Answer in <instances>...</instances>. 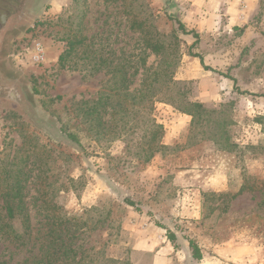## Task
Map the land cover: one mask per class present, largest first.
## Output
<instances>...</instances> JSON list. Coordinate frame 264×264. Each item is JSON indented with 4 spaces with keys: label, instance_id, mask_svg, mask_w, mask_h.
Listing matches in <instances>:
<instances>
[{
    "label": "rangeland",
    "instance_id": "374dc122",
    "mask_svg": "<svg viewBox=\"0 0 264 264\" xmlns=\"http://www.w3.org/2000/svg\"><path fill=\"white\" fill-rule=\"evenodd\" d=\"M248 2L237 25L228 23L222 0L196 6L191 26L202 21L192 29L199 40L193 47L191 35L176 32L164 0L49 2L11 49V74L30 91L23 97L33 113L0 108V219L1 193L15 192L17 183L32 225L24 247L0 236V254L10 264L41 257L51 238L72 249L106 247L131 264H264V97L254 96L264 94V0ZM142 22L162 36V55L146 57L135 29ZM34 42L44 47L43 65L29 61ZM143 58L146 68L171 66L189 101L221 111L228 140L217 116L207 125L188 116L182 127L177 120L184 114L169 104L156 102L149 113L132 106L126 94L141 89ZM113 68L127 79L116 76L118 90ZM134 69L139 73L129 77ZM232 79L246 94L234 91ZM93 106L98 116L87 115ZM152 121L163 137L174 123L180 132L172 146L161 140L164 149L145 162ZM242 187L250 190L233 197ZM159 226L176 233V248ZM13 228L21 233L19 222ZM188 240L200 248L199 262L190 259Z\"/></svg>",
    "mask_w": 264,
    "mask_h": 264
},
{
    "label": "trees",
    "instance_id": "16d2710c",
    "mask_svg": "<svg viewBox=\"0 0 264 264\" xmlns=\"http://www.w3.org/2000/svg\"><path fill=\"white\" fill-rule=\"evenodd\" d=\"M165 5V13L169 15V20L173 22V25L176 27V32H180L183 35H191L195 40L191 47L196 46L198 43V34L195 31L187 30L185 26L182 24L181 16H178V13L181 15V10L178 8L177 4L173 2V0H164ZM175 11V15L172 14ZM135 29L140 31V37L143 41V47L144 51H148L146 57H149L150 55L159 56L162 55L163 52L166 51V46L161 41L162 36L154 30V25H145L144 22L135 24ZM148 27V28H146ZM150 28L152 30V33L150 31ZM233 30H238L237 27H233ZM64 54H68V52H64ZM170 56V55H168ZM195 58L199 59L200 64L206 68L203 64V60L200 56L191 55ZM145 57V58H146ZM143 58L142 60V69H143V82L141 89L139 91L133 90L131 94H128L127 96H130L129 102H131V105H138L139 109L144 110L145 113H149L153 111L154 104L156 102H162L165 104H169L172 107H174L177 111H179L181 114L187 115L192 118V124L198 123L201 120L205 122V125L210 124L211 118L207 119L209 116L214 115L217 116V119L214 120V117L212 119L214 120L217 128L219 130H222L221 137L224 138V140H228V135L226 132H224V128L226 127V122L221 117L222 112L216 111V110H209L205 108L201 103L197 102H191L187 98V94L184 89L177 87L176 83L173 81L172 73L173 70L171 69V66H164V67H158V68H152V67H145L146 65V59ZM61 60H63V56L61 55L59 57V62L61 65ZM163 65V64H162ZM161 65V66H162ZM122 68H113L110 70L111 80L113 81V85H115V89H119V82L115 81L114 79L118 75H124L123 76V82H125L127 79L125 78V74L121 73ZM133 69V68H132ZM138 69H134L133 72L129 77H134L136 74H138ZM228 77V76H226ZM126 79V80H125ZM233 80V87L234 91H236L238 94L244 95L246 92H240L239 88L236 86V81ZM126 83V82H125ZM129 83L127 82V85ZM126 91H128V86L123 87ZM255 97H264V94H258L254 95ZM90 101H86V104H89ZM100 111L96 107H92L89 109V112L87 115L93 116L100 114ZM134 114V113H132ZM206 117V118H203ZM99 124H101V119L99 121ZM228 125V123H227ZM147 136V143L148 146L147 155L144 156V161L147 162L152 157L155 149H164V146L161 144V140L163 138V128L160 125L155 124L153 121L150 123V127L148 128V131L145 132ZM66 137L68 141L74 145L75 147H78L79 149L82 148L81 143L79 142L78 137L75 134L68 133L66 134ZM157 141V148L150 147V143ZM150 144V145H149ZM233 147L235 146L234 144ZM229 146V144H228ZM236 147V146H235ZM222 150H225L224 148ZM16 189L15 192H2L1 198L3 202V210H4V216L2 219H0V236L5 238L6 241L9 243H16L18 246H26L25 240H28L31 238V231H32V225L30 220V214L27 210V207L25 205V192H19L18 184L16 183ZM259 188H264V181L261 183ZM250 188L242 187L239 192L234 195L233 197H236L237 195H241L244 191H249ZM125 204L129 207H138V205L134 202H130L129 200H124ZM137 211V210H136ZM17 221L19 222L21 233H17L13 228V222ZM67 222V223H66ZM65 224H69V220L64 221ZM58 226H64L62 223H57ZM161 227V226H159ZM166 230V238L171 243L173 248H176V240L177 235L176 233L171 230L170 228H163ZM64 242L56 243L53 238H51V241L48 243L44 242L42 244V247L39 251L43 250V253L41 257L36 258V260H32V262H29L28 260H24L21 264H131L130 258L128 255H126L123 258H114L111 257L108 254V250L106 247H102L100 249H96L94 247L82 249V246H74V248H70V246H66ZM188 249L190 251V259L192 261L199 262L202 259V254L200 251V248L197 246V244L192 241L188 240ZM128 252V253H127ZM125 254H129V251L125 250ZM77 257V258H76ZM11 259L5 258L0 254V264H10ZM19 264V263H16Z\"/></svg>",
    "mask_w": 264,
    "mask_h": 264
},
{
    "label": "flooded vegetation",
    "instance_id": "af4514ba",
    "mask_svg": "<svg viewBox=\"0 0 264 264\" xmlns=\"http://www.w3.org/2000/svg\"><path fill=\"white\" fill-rule=\"evenodd\" d=\"M51 0H0V108L16 106L27 116L33 113L31 103L24 101L30 91L11 74V49L45 12ZM8 53L5 55V53Z\"/></svg>",
    "mask_w": 264,
    "mask_h": 264
},
{
    "label": "crops",
    "instance_id": "0c3cea01",
    "mask_svg": "<svg viewBox=\"0 0 264 264\" xmlns=\"http://www.w3.org/2000/svg\"><path fill=\"white\" fill-rule=\"evenodd\" d=\"M177 2H175L178 6V8L181 10L182 12V17L181 20L184 23H187L185 25L186 28H188L189 30L192 29H196V24H199L200 21H202V17L200 16L197 20L199 22H197L196 24H192L191 26V22H192V16H194V13H196V6L198 5H203L206 2H210L211 0H176ZM190 1V2H188ZM214 2H217L218 0H212ZM224 2H226V15H227V20L228 23H234L233 25H237L239 20H244L245 19V13H246V9H248V5H249V0H222ZM238 4V11L237 9H234L235 6ZM246 4V5H245ZM191 17V18H190ZM197 16L195 15V20H196ZM236 27V26H234ZM198 28V27H197ZM183 118H179L177 121L182 120V127H185V123L187 124V121H189V117L186 115L181 116ZM180 126L174 123L173 126L168 127V129L166 128L165 131V135L162 139V143L165 146H172L174 145V143L176 142L177 139V133H179Z\"/></svg>",
    "mask_w": 264,
    "mask_h": 264
},
{
    "label": "built area",
    "instance_id": "2783aa9c",
    "mask_svg": "<svg viewBox=\"0 0 264 264\" xmlns=\"http://www.w3.org/2000/svg\"><path fill=\"white\" fill-rule=\"evenodd\" d=\"M29 61L34 65H43L45 61L44 47L39 42H34L31 45V51L29 53Z\"/></svg>",
    "mask_w": 264,
    "mask_h": 264
}]
</instances>
